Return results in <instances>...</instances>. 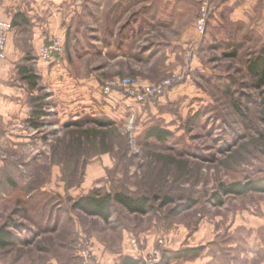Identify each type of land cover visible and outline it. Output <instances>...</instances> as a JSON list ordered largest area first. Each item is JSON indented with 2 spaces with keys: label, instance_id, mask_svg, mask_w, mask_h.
<instances>
[{
  "label": "rangeland",
  "instance_id": "1",
  "mask_svg": "<svg viewBox=\"0 0 264 264\" xmlns=\"http://www.w3.org/2000/svg\"><path fill=\"white\" fill-rule=\"evenodd\" d=\"M232 1L200 33V0H66L65 52L40 65L28 54L36 79L18 78L36 134L16 149L0 140V229L13 234L0 264H85L87 245L97 263L128 264L134 237L146 253L164 238L171 255L199 248L211 264H257L247 252L264 242V86L251 64L264 53V0ZM173 75L142 103L111 87ZM248 183L257 189L224 194ZM117 193L148 198L147 213ZM105 195L108 217L78 206Z\"/></svg>",
  "mask_w": 264,
  "mask_h": 264
},
{
  "label": "crops",
  "instance_id": "2",
  "mask_svg": "<svg viewBox=\"0 0 264 264\" xmlns=\"http://www.w3.org/2000/svg\"><path fill=\"white\" fill-rule=\"evenodd\" d=\"M231 2L233 1L229 0L221 4V9ZM65 3L66 0H0V20L13 22L18 16L16 25L9 35L7 60L0 67V140L2 143L12 144L15 149L24 145L23 142L32 140L37 131V127L30 126L29 123L33 118L25 99V89L21 87L18 79L20 76L18 68L30 61L28 54L37 57L39 65L48 64L39 59V49L54 36L66 41L67 32L63 25L66 19ZM2 130H5L4 134ZM261 222L264 224V219L260 220ZM253 226L256 227L254 224ZM236 246L237 244H231L226 248L232 250L236 249ZM235 251H229L231 253L228 256L236 259L238 252ZM251 251L247 252V256L251 254L252 258L257 256L256 263L264 264V260L257 254L258 251H264V242H257V247ZM127 256L128 264H134V261L143 264L141 258L131 251ZM239 256L244 257L245 253H239ZM98 261V264H110L105 259ZM212 262L213 258L207 254L189 258L184 264Z\"/></svg>",
  "mask_w": 264,
  "mask_h": 264
},
{
  "label": "built area",
  "instance_id": "3",
  "mask_svg": "<svg viewBox=\"0 0 264 264\" xmlns=\"http://www.w3.org/2000/svg\"><path fill=\"white\" fill-rule=\"evenodd\" d=\"M227 0H200L201 2V11L199 19L196 23V29L198 32L202 33L208 22V19L213 12L214 6L217 3L225 2ZM14 26L12 22L0 20V67L7 60V48L9 44V35ZM65 52V41L61 38H54L50 43L43 45L38 52L39 59L43 60L46 63L52 62L56 57L62 56ZM179 80L177 75H173L171 78H167L160 84L157 85H139L132 81L131 79H123L113 81L111 87L120 86L125 89H130V95L137 102L142 103L147 99L158 98L163 96L164 93L172 88V86ZM110 87H107L109 90ZM131 252L138 255L143 264H161L163 260V251L166 247L164 238L158 239L157 245L154 246L149 252H145L142 249L143 241L138 237L131 238L130 240ZM148 251V249H147ZM81 256L85 260V264H98L93 260V249L92 246L87 245L82 250Z\"/></svg>",
  "mask_w": 264,
  "mask_h": 264
},
{
  "label": "trees",
  "instance_id": "4",
  "mask_svg": "<svg viewBox=\"0 0 264 264\" xmlns=\"http://www.w3.org/2000/svg\"><path fill=\"white\" fill-rule=\"evenodd\" d=\"M18 16L15 17V19L12 22V26L16 25ZM66 50V47H65ZM20 75L22 78L29 83H32L33 80L36 79V76L32 73L33 70L28 66H20L18 68ZM251 71L254 74V76L258 79V88L264 86V53L262 55H259L258 58L252 61L251 64ZM29 73V74H27ZM263 104H264V95L262 98ZM100 123L104 124L105 121L100 120ZM33 124L34 127H37V125L34 122H31V125ZM153 134L156 138H160L161 140H166L165 138V132L163 130H160L159 132L157 130L153 131ZM257 189L256 187H253L251 183H248L246 185H234V187H230L227 189H224V194H236V195H244L249 190ZM263 190V189H262ZM114 201L122 205L124 208H126L130 212H138V213H147L149 200L148 198H135L130 197L122 193H117L113 197ZM110 195H105L103 197H97V196H88V198L83 199L79 203V208L83 210L85 213H91V214H97L108 217L109 215V209L111 208V199ZM13 234L8 231L5 227H2L0 229V249L6 248L12 244ZM201 249L199 248H192V250H184V251H178L175 253L170 254V251H163V260L161 264H166L167 256H170L172 258L178 259V258H184L189 257L192 254L195 256L199 255ZM134 264H140L138 261H134Z\"/></svg>",
  "mask_w": 264,
  "mask_h": 264
}]
</instances>
